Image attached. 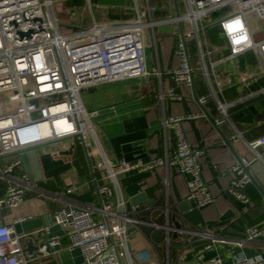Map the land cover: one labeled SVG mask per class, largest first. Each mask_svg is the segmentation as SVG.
Segmentation results:
<instances>
[{"label":"crops","instance_id":"obj_1","mask_svg":"<svg viewBox=\"0 0 264 264\" xmlns=\"http://www.w3.org/2000/svg\"><path fill=\"white\" fill-rule=\"evenodd\" d=\"M53 1L54 14L64 34L90 28L94 23H122L137 17L133 0ZM139 1L144 3L146 0ZM149 3L154 8V20L170 17L172 9L176 12L173 0H149ZM182 11L184 6L180 3L179 12ZM224 14V10L218 11L200 23L204 29L187 42L194 68L190 87L177 83L169 75L179 67L176 49L181 30L188 31V25L184 23L176 25L173 33H163L157 27L155 39L151 30L146 35L148 70L160 75L102 84L89 89L82 98L86 110L96 114L102 149L113 164L125 160L126 156L132 161L172 157L176 151V137L171 130L165 133L161 127L162 120L173 116H203L184 122L183 128L189 142L205 151L203 178L216 198L215 205L200 209L204 228L184 222L177 213L179 203L187 199L189 177L176 167H171L168 172L159 168L152 173H131L121 178L129 199L127 208L130 216L144 222L145 218H151L157 225L166 227L168 224L170 227L169 231L155 227L160 233L156 238L143 229V225L133 229L128 248L135 264H195L199 255L204 260L219 258L224 264H232L234 255L241 253L252 257L264 248V236L243 249L232 246L233 242L245 238L249 229L264 223V197L253 183L247 187L251 199L248 205L229 194L230 181L235 177L230 168L237 158L207 117L222 119L217 101L230 105L227 111L229 122L218 124V128L228 139H233L235 133L241 135L240 140L234 143L239 158H250L247 144L264 138V69L253 51L234 61L219 63L228 55L227 42L218 27ZM250 30L253 34L251 27ZM253 36L257 41L264 40ZM198 42L203 47V60L199 55ZM243 77L247 78L245 82H242ZM170 89L183 100L170 99L167 96ZM200 99H206V103L200 104ZM36 147L39 169H32L29 173L23 164L18 169V174H28L33 188L26 193L18 210L3 209L0 212V226L11 225L17 216L30 217L14 226L21 236L23 248L29 253L37 252L50 237H62L63 246L56 257L30 264H86L80 249L69 248L65 233L55 224L53 215L71 204L101 206L96 188L102 184V173L95 170L97 162L102 159L99 150L92 152L89 147V159L82 145L71 146L69 140ZM53 153L57 156L54 157ZM260 154L264 164V146L260 148ZM17 158L16 154L5 156L0 160V169ZM28 168L30 170V165ZM5 185L0 179V198L5 194ZM71 188L74 192L68 193ZM142 193H146L153 205L146 207L142 204L138 210L132 199ZM166 206L169 208L168 223ZM181 230L189 234H181ZM141 254H145L144 259H141ZM122 264L130 262L125 258Z\"/></svg>","mask_w":264,"mask_h":264},{"label":"built area","instance_id":"obj_2","mask_svg":"<svg viewBox=\"0 0 264 264\" xmlns=\"http://www.w3.org/2000/svg\"><path fill=\"white\" fill-rule=\"evenodd\" d=\"M133 1L137 17L132 21L94 23L90 28L64 34L54 14L53 0H0V106L3 112H7L0 116V160L58 140H69L71 146L82 145L89 159V147H98L102 159L97 162L95 170L102 173V184L97 185L96 195L101 206L71 204L53 215L55 224L65 233L69 248L80 249L86 264H122L125 258L135 264L128 248L134 228L152 225L169 231L168 224L166 227L150 224L130 216L129 199L121 183L125 175L148 174L159 168L168 172L171 167H176L189 177L187 200L194 201L199 209L216 203L215 195L203 178L205 151L189 142L183 128L184 122L202 115L173 116L162 120L165 133L171 130L176 137V151L172 157L120 160L113 164L102 149L96 114L89 113L84 106L82 98L88 90L106 83L160 75L148 70L146 35L151 30L155 39L157 27L174 26L175 31L176 25L184 23H187L188 31L181 32L176 49L179 67L169 75L177 83L190 87L194 68L187 42L204 29L200 23L221 10L225 14L218 27L227 42L228 55L219 63L234 61L253 51L264 69V40H255L247 20L250 13L264 20V0H177L178 8L182 3L185 12L179 16L173 12L170 17L160 20L152 18L154 8L149 0L144 3ZM198 50L203 60L205 55L200 42ZM246 80L242 78V82ZM167 96L183 100L172 89L167 91ZM212 96L216 98L215 93ZM205 103L206 99H200V104ZM217 105L222 115L219 124L229 122L227 111L230 105L220 101ZM240 138L241 135L235 133L234 142ZM263 146L264 138L248 143L251 157L240 158L230 168L235 177L230 181L228 192L246 205L251 203L247 187L252 180L244 168L263 162L260 154ZM52 155L57 156L56 153ZM21 165L22 161L17 158L0 169V179L6 184L5 194L0 198V212L3 209L18 210L26 193L33 188L28 174H18ZM165 185L168 189L167 180ZM67 192L73 193L74 189ZM165 210L168 223L169 208L166 206ZM29 218L17 216L11 225L0 226V264H30L56 257L62 249V237L53 236L37 252H26L14 226ZM180 233L189 234L182 230ZM263 236L264 223L249 229L245 238L233 242L232 246L243 249ZM140 257L144 259L145 254ZM195 264L224 263L219 258L204 260L199 255ZM232 264H264V248L252 257L236 254Z\"/></svg>","mask_w":264,"mask_h":264},{"label":"water","instance_id":"obj_3","mask_svg":"<svg viewBox=\"0 0 264 264\" xmlns=\"http://www.w3.org/2000/svg\"><path fill=\"white\" fill-rule=\"evenodd\" d=\"M173 1L175 3V8H176L175 14L177 16H179L180 12H179V8H178L177 0H173ZM171 12H172V14H174L173 9L171 10ZM159 29L163 33L164 32H168V33L174 32V26L168 27L166 25H161V26H159ZM181 32H183V30H181ZM207 117L211 121V123L220 131L224 142L232 150V152H234V154L236 155L237 161H239L240 158L237 156V154L235 153V150H234V143H235L234 139H228V137L220 130V128H218V124L222 121V119L215 120V119L211 118L209 115H207ZM16 155L20 158V160L22 161V164L27 168L29 173L32 172L31 171L32 169L33 170L39 169L37 147L26 149L24 151L16 153ZM125 160L126 161H132L130 159V157H127V156H126ZM29 165H30V170L28 168ZM244 171L247 175L250 176L252 183L256 187H258V189L260 190V192L262 193V195L264 197V164L262 162H255L253 165L245 167ZM132 204L136 207V209L141 210L140 205L144 204L146 207H150L153 205V201H150L148 199V196L146 195V193H142V194L135 196L132 199ZM177 213L184 222L190 223L191 225H193L196 228H201V227L204 228L205 227V223H204V220L202 218L201 211L197 207V205L194 201L183 199L178 205V212ZM145 221L149 222L150 224L154 223V221L151 218H145ZM143 229L151 232L155 238L158 237L160 234L159 231L156 230L151 225L144 226Z\"/></svg>","mask_w":264,"mask_h":264},{"label":"rangeland","instance_id":"obj_4","mask_svg":"<svg viewBox=\"0 0 264 264\" xmlns=\"http://www.w3.org/2000/svg\"><path fill=\"white\" fill-rule=\"evenodd\" d=\"M182 12L184 13L185 10ZM247 20H248V23H249L255 37L256 38H264V20H261L258 17V15L255 13L248 14ZM13 110H15V107ZM5 113H7V112H3L2 107L0 106V116L4 115ZM90 149L92 152H94V150H98V147L97 146H90Z\"/></svg>","mask_w":264,"mask_h":264},{"label":"trees","instance_id":"obj_5","mask_svg":"<svg viewBox=\"0 0 264 264\" xmlns=\"http://www.w3.org/2000/svg\"><path fill=\"white\" fill-rule=\"evenodd\" d=\"M150 2H151V0H150ZM153 3V2H152Z\"/></svg>","mask_w":264,"mask_h":264}]
</instances>
